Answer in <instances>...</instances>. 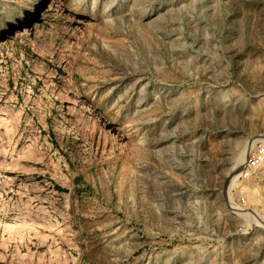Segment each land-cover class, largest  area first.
<instances>
[{
  "label": "rangeland",
  "instance_id": "374dc122",
  "mask_svg": "<svg viewBox=\"0 0 264 264\" xmlns=\"http://www.w3.org/2000/svg\"><path fill=\"white\" fill-rule=\"evenodd\" d=\"M263 141L264 0H0V264H264Z\"/></svg>",
  "mask_w": 264,
  "mask_h": 264
},
{
  "label": "built area",
  "instance_id": "2783aa9c",
  "mask_svg": "<svg viewBox=\"0 0 264 264\" xmlns=\"http://www.w3.org/2000/svg\"><path fill=\"white\" fill-rule=\"evenodd\" d=\"M264 165V141L256 142L251 147L249 154L246 157L243 168L238 174V180H246L253 177L261 166Z\"/></svg>",
  "mask_w": 264,
  "mask_h": 264
},
{
  "label": "bare ground",
  "instance_id": "6f19581e",
  "mask_svg": "<svg viewBox=\"0 0 264 264\" xmlns=\"http://www.w3.org/2000/svg\"><path fill=\"white\" fill-rule=\"evenodd\" d=\"M18 11V10H17ZM22 13V12H21ZM24 13V12H23ZM11 19V16H9V20ZM13 19V18H12ZM243 159L244 158H241V162H239V163H242V161H243ZM239 161V160H238ZM237 177H238V175H236L235 177H233L232 179H231V181H230V185H229V188H231V186H232V184H234V182H235V180L237 179ZM245 213V212H244ZM244 213H242V214H244ZM247 213V212H246ZM247 214H249V213H247ZM245 215V214H244ZM245 217H248L247 215L245 216ZM251 217V216H250Z\"/></svg>",
  "mask_w": 264,
  "mask_h": 264
}]
</instances>
